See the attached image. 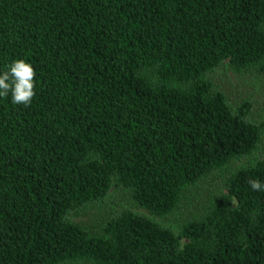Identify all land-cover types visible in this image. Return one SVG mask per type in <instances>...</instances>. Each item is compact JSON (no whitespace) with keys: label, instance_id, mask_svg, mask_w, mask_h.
Instances as JSON below:
<instances>
[{"label":"trees","instance_id":"1","mask_svg":"<svg viewBox=\"0 0 264 264\" xmlns=\"http://www.w3.org/2000/svg\"><path fill=\"white\" fill-rule=\"evenodd\" d=\"M0 264H264V121L211 76L264 72V0H0ZM215 186L179 233L124 209L72 217L116 187L153 217ZM213 185V184H212Z\"/></svg>","mask_w":264,"mask_h":264},{"label":"rangeland","instance_id":"2","mask_svg":"<svg viewBox=\"0 0 264 264\" xmlns=\"http://www.w3.org/2000/svg\"><path fill=\"white\" fill-rule=\"evenodd\" d=\"M211 79L218 89L229 97L233 105L237 106L241 102L248 101L252 106L251 113L254 119L264 121V72L238 73L225 63L211 76ZM261 160H264V147L253 156L236 162L233 167L255 164ZM214 186L215 184L211 182L201 185L200 193L195 199L192 198L193 203L184 202L172 215L165 218L153 217L145 209L136 207L129 192L114 187L105 201L89 206L80 215L72 217V220L92 231H99L110 216L128 209L148 216L178 234L183 223L192 214L200 212L199 204L206 201Z\"/></svg>","mask_w":264,"mask_h":264},{"label":"clouds","instance_id":"3","mask_svg":"<svg viewBox=\"0 0 264 264\" xmlns=\"http://www.w3.org/2000/svg\"><path fill=\"white\" fill-rule=\"evenodd\" d=\"M34 77L31 63L24 59L13 60L5 70L0 71V97L11 94L13 104L27 107L35 95ZM250 186L253 191H264V182L259 179L251 180Z\"/></svg>","mask_w":264,"mask_h":264}]
</instances>
